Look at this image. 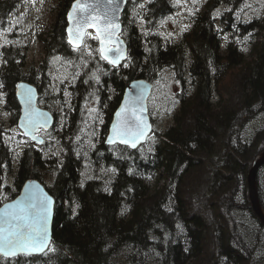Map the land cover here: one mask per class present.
<instances>
[{"label":"trees","instance_id":"trees-1","mask_svg":"<svg viewBox=\"0 0 264 264\" xmlns=\"http://www.w3.org/2000/svg\"><path fill=\"white\" fill-rule=\"evenodd\" d=\"M74 1L60 0L55 24L39 34L45 56L37 69L24 71L29 46L18 38L20 52L0 74V207L32 178L56 200L51 249L0 256V264H264V223L248 190L264 151V14L247 20L240 16L248 0H209L193 16V29L172 39L159 25L174 12L173 0H136L139 12L129 0L123 37L130 56L117 69L101 58L97 39L88 37L81 49L68 42ZM24 5L0 0V35L8 42L16 41L11 26ZM63 65L71 68L68 86L51 76ZM169 70L181 86L172 123L138 150L108 146L128 84L146 79L156 86ZM22 81L37 86L56 124L44 148L29 141L16 156L2 111L18 126ZM97 111L106 114L100 138L89 125ZM257 177L264 209V166Z\"/></svg>","mask_w":264,"mask_h":264},{"label":"water","instance_id":"water-1","mask_svg":"<svg viewBox=\"0 0 264 264\" xmlns=\"http://www.w3.org/2000/svg\"><path fill=\"white\" fill-rule=\"evenodd\" d=\"M128 4L129 0H118L117 4H113L111 6L107 4V0H75L72 3L67 14V36L69 43L70 39L75 41V32L78 27L77 20L82 15H87L88 12L91 11L89 6H96V11L92 12L94 23H102L104 13L108 12L110 7H118V11H116L113 15L116 17L115 23L119 24V28L115 30L109 28L108 31H114V35L112 36L111 40H106L103 44H101L100 40H98V42L100 49L103 47L105 49L110 48L113 50H119V54L121 55V59L119 60V62L116 65H113L105 60L107 63L117 69L124 67L130 56L129 45L126 39L123 37V15L127 9ZM69 29H72L71 33L69 32ZM81 31L82 39L79 41L80 47L77 48L74 43H70V45L75 49L83 48L88 36L91 33H93L96 37L99 35L96 28L91 25L82 28ZM105 54H108L110 59L115 58L112 53L106 52ZM154 91L155 84L146 79H136L128 84L125 89L122 101L113 114V119L110 124L108 134L105 138V143L108 146L121 145L129 147L132 150H138L148 142L149 138L154 134L155 130L150 108V99L152 98V93H154ZM16 94L22 106V114L18 123L19 129L21 130L23 136L29 139L36 146H44L47 140L43 134H45L46 132H50L55 127V114L40 104V91L34 84L28 81H22L18 83ZM121 109H124V111L122 112ZM117 113H120V115L118 116ZM141 121L148 127L144 129V135L137 141H135V147L132 146L131 142L122 143L113 131L114 125L118 129L128 127L135 131V125L137 123H140ZM110 137L113 138V142H109ZM263 166L264 151H262L261 156L257 158L250 171V174L248 176V190L250 191V202H252L254 212L264 223V209L261 202L259 201V183L257 177L259 175V171L263 168ZM45 197L50 198L51 200L46 222L43 219L36 217L34 214L29 218L27 222L20 221V223L22 224L28 223L31 226L39 228L41 232L46 229L47 244L44 247V250L42 252H32L31 254L18 252L17 255L9 257L0 255L1 257H4L6 259H13L22 255L41 256L51 249L54 241L53 227L55 219L56 200L40 180L35 178L27 180L16 198L6 202L2 207H0V222H3L5 219H7L8 213L14 212L18 216L23 215V213H21L18 208L13 207L14 205H27L33 198H35L34 202L39 203V201H43Z\"/></svg>","mask_w":264,"mask_h":264},{"label":"rangeland","instance_id":"rangeland-1","mask_svg":"<svg viewBox=\"0 0 264 264\" xmlns=\"http://www.w3.org/2000/svg\"><path fill=\"white\" fill-rule=\"evenodd\" d=\"M149 2L150 0H144ZM175 3L174 12L163 19L159 25V31L164 36L181 38L184 31L192 28V20L190 19L197 11H204L206 4L209 0H173ZM133 7L135 11L139 12L141 5L133 1ZM241 16L244 19H252L256 12L264 14V0H248L245 4ZM60 0H25V5L22 10L14 17L13 27L19 25V29L15 32L19 34V38H23L26 44L29 46L26 55L27 63L40 62L44 59L45 50L44 43L39 34L46 33L48 29L53 26L57 20V16L62 9ZM224 10L223 8H221ZM220 9V11H221ZM219 11V13H220ZM143 21V19L141 20ZM90 38H95L92 33ZM4 38L0 40L3 42ZM71 68L66 65L64 67H52L51 76L57 83L63 81L66 86L72 83V75L70 73ZM174 75L172 71H166L164 74V80L157 81L155 91L152 93L150 100L151 115L154 123L155 130L157 132H163L172 123V118L176 112L177 105L174 104L176 100V94L181 92V86L174 82ZM2 95L0 96V100ZM0 108L2 110L3 103L0 101ZM61 119H63L64 110L62 106H54ZM3 121L7 124V130L9 131L10 143L14 148L16 156L25 148L29 140L25 137L22 138V132L18 126L12 125V117L8 113L2 111ZM106 121V114L103 112H96L91 115L89 119V125L92 123L96 126V134L98 138L101 137L102 126ZM259 123L255 122L247 127V133L253 135L259 127ZM86 134L90 137L93 135L90 130L87 129ZM95 134V133H94ZM48 142L53 139L48 136V132L43 134ZM40 146V148H44ZM56 142L53 145L55 149ZM14 177L9 174V183L12 184Z\"/></svg>","mask_w":264,"mask_h":264},{"label":"snow or ice","instance_id":"snow-or-ice-1","mask_svg":"<svg viewBox=\"0 0 264 264\" xmlns=\"http://www.w3.org/2000/svg\"><path fill=\"white\" fill-rule=\"evenodd\" d=\"M118 0H107L109 6L117 4ZM91 11L87 15H82L78 20V27L75 32V41L70 39V43H74L77 48L80 47L79 41L82 39V28L86 26H94L99 33L95 39L100 40L101 44L106 40H111L114 35V31H108L111 29H118L119 24L115 23L116 17L113 15L118 11V7H110L108 12L104 13V18L102 23H94L92 12L96 11V6H89ZM75 10V6H74ZM83 11V9H82ZM71 19V14H70ZM72 32V29H69ZM86 46V45H85ZM112 53L115 58L109 57L108 54ZM101 58L107 60L109 63L116 65L121 59L119 50L113 49H100ZM123 112L124 109H121ZM119 116L120 113H117ZM148 126L142 121L135 125V131L128 127L117 128L113 126V131L116 136L121 140L122 143H130L135 147V141L144 135V129ZM35 138V137H33ZM109 142H113V138H109ZM35 198L31 199L27 205L17 204L14 208H18L23 215H16V213H8L7 219L0 222V255L5 257L15 256L18 252H23L24 254H31L32 252H42L47 244V233L46 229L41 232L37 227L31 226L28 223H20V221L27 222L29 218L34 214L36 217L43 219L46 222L47 213L49 211V205L51 204L50 198L45 197L43 201L39 203L34 202Z\"/></svg>","mask_w":264,"mask_h":264},{"label":"flooded vegetation","instance_id":"flooded-vegetation-1","mask_svg":"<svg viewBox=\"0 0 264 264\" xmlns=\"http://www.w3.org/2000/svg\"><path fill=\"white\" fill-rule=\"evenodd\" d=\"M209 2V1H208ZM207 2V3H208ZM207 5V4H206ZM221 8H217V13L219 12ZM198 12L200 11H197L195 14H197ZM194 14V15H195ZM193 15V16H194ZM193 16L190 18L192 20ZM13 27V23H12V26H11V29L12 31L15 33L16 35V41H13V42H8L5 38H4V41L3 42H0V74L2 73H8L11 66H12V56H11V53L17 49V51L20 52V49L17 48L18 46V36L19 35H24V34H19L17 32H15V30H18L19 29V25L15 28ZM193 29V23H192V28L191 29H187L184 31V34H188L190 30ZM169 37V36H168ZM182 37V36H181ZM169 38H172V39H180V38H177L176 36H173V37H169ZM26 57V56H25ZM41 62V61H40ZM40 62H33V63H27V61L24 63V71H29L30 69H37L38 66L40 65L39 63ZM66 66V65H63V67Z\"/></svg>","mask_w":264,"mask_h":264},{"label":"bare ground","instance_id":"bare-ground-1","mask_svg":"<svg viewBox=\"0 0 264 264\" xmlns=\"http://www.w3.org/2000/svg\"><path fill=\"white\" fill-rule=\"evenodd\" d=\"M260 172V171H259Z\"/></svg>","mask_w":264,"mask_h":264}]
</instances>
